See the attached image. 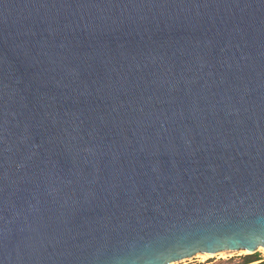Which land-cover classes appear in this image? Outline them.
I'll use <instances>...</instances> for the list:
<instances>
[{"label":"water","instance_id":"water-1","mask_svg":"<svg viewBox=\"0 0 264 264\" xmlns=\"http://www.w3.org/2000/svg\"><path fill=\"white\" fill-rule=\"evenodd\" d=\"M260 248L264 0H0V264Z\"/></svg>","mask_w":264,"mask_h":264},{"label":"rangeland","instance_id":"rangeland-1","mask_svg":"<svg viewBox=\"0 0 264 264\" xmlns=\"http://www.w3.org/2000/svg\"><path fill=\"white\" fill-rule=\"evenodd\" d=\"M243 251L245 250L226 252L223 256H220V253L210 254L207 258H202L198 254L176 264H264V251L262 249L254 253L251 251L244 253Z\"/></svg>","mask_w":264,"mask_h":264},{"label":"bare ground","instance_id":"bare-ground-1","mask_svg":"<svg viewBox=\"0 0 264 264\" xmlns=\"http://www.w3.org/2000/svg\"><path fill=\"white\" fill-rule=\"evenodd\" d=\"M260 249H262L263 251H264V248H260ZM244 253H246L247 251L245 250V251H243ZM226 254V252H221L220 253V256H223V255H225ZM198 256H200V257H202V258H207L208 256H209V254H206V253H201V254H199Z\"/></svg>","mask_w":264,"mask_h":264},{"label":"clouds","instance_id":"clouds-1","mask_svg":"<svg viewBox=\"0 0 264 264\" xmlns=\"http://www.w3.org/2000/svg\"><path fill=\"white\" fill-rule=\"evenodd\" d=\"M191 254H196V253H191ZM183 258H186V257H176L175 259H183Z\"/></svg>","mask_w":264,"mask_h":264}]
</instances>
